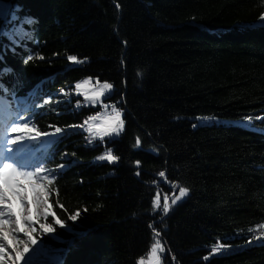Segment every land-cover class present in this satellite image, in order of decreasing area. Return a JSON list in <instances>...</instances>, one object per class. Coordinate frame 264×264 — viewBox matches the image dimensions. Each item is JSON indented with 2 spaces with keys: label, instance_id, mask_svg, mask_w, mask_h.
<instances>
[{
  "label": "trees",
  "instance_id": "trees-1",
  "mask_svg": "<svg viewBox=\"0 0 264 264\" xmlns=\"http://www.w3.org/2000/svg\"><path fill=\"white\" fill-rule=\"evenodd\" d=\"M0 95L57 135L23 264H264V0H0Z\"/></svg>",
  "mask_w": 264,
  "mask_h": 264
},
{
  "label": "snow or ice",
  "instance_id": "snow-or-ice-1",
  "mask_svg": "<svg viewBox=\"0 0 264 264\" xmlns=\"http://www.w3.org/2000/svg\"><path fill=\"white\" fill-rule=\"evenodd\" d=\"M28 59H32L31 56L28 57ZM68 60L70 61H76L77 58L75 56H68L67 57ZM99 83V81H97ZM77 87H84V85H77ZM112 85L111 84H105L104 88H108L111 89ZM104 94L103 88L99 91V92H94L92 94V96L88 97L89 99L95 100L97 98H99L100 96H102ZM115 114L113 116L107 117L104 120V123L101 125H94L93 127H95L99 133H101V138H103V136L106 135H110V134H116L119 135L120 131H122L123 129V122L121 120V113L118 110L114 109ZM100 117H93V119H99ZM85 123H88V121H85ZM11 131L12 133H31L33 131L32 128L29 127V124L26 122L23 123H19V122H15L12 123L9 127H7L5 129V136H6V144L10 145V144H17L18 141L23 140L25 137L21 136V135H17L15 136V138H9L7 133L8 131ZM57 132H60L61 129L57 128L56 129ZM89 131H92V128H89ZM40 135H47V134H42V133H37V136ZM33 139H36V137H33ZM140 144V140L139 138H137L136 141V145L139 146ZM98 159L101 160H107L109 162H113L119 159L118 156L112 155L111 152H109L106 156H101ZM7 161L5 160H0V237H2L4 240H8L9 238V233L4 232L3 229L4 227L9 223L8 220H5V214L7 213L9 217H14L16 215V213L14 212L13 208H12V203H11V199L8 197V195L5 192V189L3 187L4 184H8L10 179H12L13 177H24L27 178L29 180L33 179V173L31 172H26V171H21V168H29L26 166H20V168H17L14 166L15 163H8L5 162ZM137 164H139V161L136 162ZM31 168H35L36 172H41L43 171V168L41 167H31ZM137 175H139V173H137ZM161 176L164 175L163 172L160 173ZM44 179H47V177H44ZM18 187H23L22 185H17ZM33 191L37 193V195L34 197L35 203L37 205V207L39 208V206L41 204H45L46 205V201L44 199H42L39 195V191L38 189L35 187V185H33ZM189 189L187 188H181L180 189V195L176 197L175 200H173V204H175L176 200L181 199V197L185 196L188 193ZM15 195L20 197V204H21V214H22V218L28 222V221H32V216L29 214L27 216H23V212L25 211V206L29 203L28 199H27V195L25 192H15ZM159 195L156 196V200H155V205L156 207H159ZM27 211L30 213L31 209H27ZM164 214L166 215L167 212L169 211V206L167 205V203H165L164 206ZM49 206H45L44 208V217L47 218V216L49 215ZM37 215H39V212H37ZM79 212L76 213V215H73L71 217L72 220H76L77 217L79 216ZM35 222V221H33ZM57 223H60L59 220L56 221ZM17 225H19V221H17ZM41 227H43L45 229V231L51 232L54 229L52 228L51 225H41ZM22 229L20 227H17L16 231L20 232ZM28 235L31 236V232H28ZM33 244L35 243V240L33 239L31 241ZM160 242L156 241V243L154 245H152L151 247V253H150V259L148 264H152L153 259L156 257V253H157V249L160 248ZM28 251V247L27 245L24 246V250L23 252H19L17 251V256L18 257H23L24 253ZM6 252V246L3 243H0V264H2V256L3 254ZM138 264H145V261L143 259H140Z\"/></svg>",
  "mask_w": 264,
  "mask_h": 264
},
{
  "label": "rangeland",
  "instance_id": "rangeland-1",
  "mask_svg": "<svg viewBox=\"0 0 264 264\" xmlns=\"http://www.w3.org/2000/svg\"><path fill=\"white\" fill-rule=\"evenodd\" d=\"M90 93V96H92L90 90H87ZM89 96V95H88ZM104 95L100 96V98L102 99ZM98 123H100L98 121ZM9 126V125H8ZM7 127H1V130L3 132H5V129ZM9 138H13L14 137V133H12L10 130L7 133ZM41 136H36V139H39ZM34 140L33 138L30 139L29 137L26 139L25 142H17V144H10V145H6L3 146L2 149L0 150H5L6 147H11L10 148V152L9 154L6 155V159L10 158L12 159V161H14L15 163H21V160L23 158V152L27 149H30L31 145L30 142ZM45 141L40 140V145L43 147L44 146ZM30 151L34 152L33 150L30 149ZM20 168V167H18ZM21 171H26V172H30V168H21ZM38 176L40 175H35L33 178V182L27 178L24 177H15V179L13 180V182L11 184H4L3 187L5 189L6 194L8 195V197L11 199V203H12V208L14 210V212L16 213V215L14 217H9L8 214H5L4 219L8 220L9 223L4 227L3 231L9 233V238L8 240H4L2 237H0V240H2L5 244L10 246V252H7L8 255V259L11 261V264H17V251L19 249V247H21L19 249V252H23L24 250V246L30 241L33 240L34 237L31 235H28V230L25 231V233H23L25 239L22 240L21 244H18V240L16 238H14V235L17 233L21 234L20 232H17L16 229L17 227H20L22 229V226L24 224V222H26L23 218H22V214L21 211L17 212L14 209V205H15V198L17 195H15V192H25L27 195V199L29 201V203L25 206V211L23 212V216H27V215H31L32 216V221H28V223L32 224V223H37V219L38 217H44L43 213H44V208L45 206H48V202L45 198V193L43 191V189L41 188V186L36 182V179L38 178ZM35 181V182H34ZM22 185L23 187H18L17 185ZM33 185H35V187L38 189L39 191V195L42 199L45 198L46 201V205L45 204H41L39 206V208L37 207L34 197L37 195L36 192L33 191ZM44 194V197L42 196V193ZM20 200V197L17 196ZM27 209H31V212L29 213L27 211ZM37 212H39V215H37ZM50 213V211H49ZM17 221H19V225H17ZM35 221V222H33ZM162 249L161 247L157 249V253H156V257L153 259L152 264H160L161 262V255H162ZM39 253L35 254L34 257H38ZM17 257V258H16ZM150 259V257H149ZM149 259L145 262V264H148Z\"/></svg>",
  "mask_w": 264,
  "mask_h": 264
},
{
  "label": "bare ground",
  "instance_id": "bare-ground-1",
  "mask_svg": "<svg viewBox=\"0 0 264 264\" xmlns=\"http://www.w3.org/2000/svg\"><path fill=\"white\" fill-rule=\"evenodd\" d=\"M41 194H42V196L44 197V194H43V192H42ZM44 200H45V198H44Z\"/></svg>",
  "mask_w": 264,
  "mask_h": 264
}]
</instances>
